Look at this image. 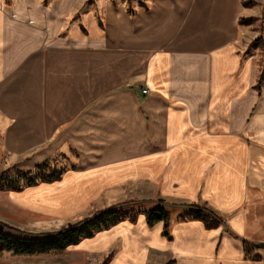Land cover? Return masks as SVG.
<instances>
[{
    "label": "crops",
    "instance_id": "1",
    "mask_svg": "<svg viewBox=\"0 0 264 264\" xmlns=\"http://www.w3.org/2000/svg\"><path fill=\"white\" fill-rule=\"evenodd\" d=\"M77 3L0 0V164L31 171L68 150L71 169L26 190L60 186L70 209L148 202L81 243L111 249L108 264H264V64L242 41L247 1L97 0L81 17ZM162 204L169 237L143 213ZM195 206L218 225L179 219Z\"/></svg>",
    "mask_w": 264,
    "mask_h": 264
},
{
    "label": "rangeland",
    "instance_id": "2",
    "mask_svg": "<svg viewBox=\"0 0 264 264\" xmlns=\"http://www.w3.org/2000/svg\"><path fill=\"white\" fill-rule=\"evenodd\" d=\"M14 1L15 0H5V3L10 5ZM43 1L49 4L51 0ZM76 1L78 2L77 8L80 16L85 12L87 4L97 0ZM246 1V4L251 8L248 14L252 15L246 19V21L249 22L247 26L249 33L246 34V40L243 39L242 41L248 46L249 51L253 50L254 55H259L261 59L260 64L263 66L264 0ZM76 159L77 156L75 153H69L68 150H65V152L62 151L53 155L48 162L55 166L57 170L64 169V171H66L71 169ZM9 163L10 161L7 159H4L3 163L1 162L0 176L1 172L4 170H6L9 175H15L19 166ZM36 168H34L33 171L36 170ZM28 187L29 186H25L20 190L22 192L0 189V222L7 226L8 231L15 235H21L22 233L42 235L56 232L64 229L70 224L91 219L96 214L110 209L116 210V217L122 221L127 219L132 211L142 213L137 209L147 208L150 205L148 202H140V198L135 199L133 197H126L122 200L111 199L113 202H111V206H108L107 201L99 196L97 199L83 206L70 209L69 204L66 206L70 201L69 197L56 198L53 200L52 192L48 190H58L60 186H41L26 190ZM170 212H175V210H170ZM139 214L135 221L129 220L134 223L137 222ZM105 229L100 231H105ZM100 231L96 232L92 237L97 236ZM86 238H82L79 243L70 245L63 250L34 253H17L12 250H0V264H108L113 256V251L109 249L103 253L102 250H88V248L82 245V242Z\"/></svg>",
    "mask_w": 264,
    "mask_h": 264
},
{
    "label": "trees",
    "instance_id": "3",
    "mask_svg": "<svg viewBox=\"0 0 264 264\" xmlns=\"http://www.w3.org/2000/svg\"><path fill=\"white\" fill-rule=\"evenodd\" d=\"M262 80V78H261ZM64 169L57 170L48 161L39 164L36 170L23 171L17 169L15 175H9L6 170L1 172L0 189L20 191L25 186L37 184L41 181L52 182L61 178ZM140 212L132 211L129 215L131 221H135ZM147 222L150 226L163 221V234L170 236L171 212L165 205L145 210ZM117 211L110 209L96 214L91 219L70 224L62 230L45 234L15 235L8 231V227L0 222V250H12L17 253L48 252L51 250H63L70 245L77 244L82 238L92 237L96 232L108 228L120 221L116 217ZM179 219H200L208 227H215L219 220L216 215L197 206L188 209L179 215Z\"/></svg>",
    "mask_w": 264,
    "mask_h": 264
},
{
    "label": "built area",
    "instance_id": "4",
    "mask_svg": "<svg viewBox=\"0 0 264 264\" xmlns=\"http://www.w3.org/2000/svg\"><path fill=\"white\" fill-rule=\"evenodd\" d=\"M143 92H144V93H148V92H149V89H148L147 87H145V88L143 89Z\"/></svg>",
    "mask_w": 264,
    "mask_h": 264
}]
</instances>
